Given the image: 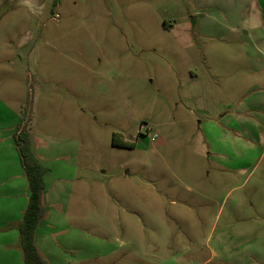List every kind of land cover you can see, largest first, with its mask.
Wrapping results in <instances>:
<instances>
[{
  "label": "rangeland",
  "instance_id": "rangeland-1",
  "mask_svg": "<svg viewBox=\"0 0 264 264\" xmlns=\"http://www.w3.org/2000/svg\"><path fill=\"white\" fill-rule=\"evenodd\" d=\"M22 1L0 0V102L48 161L47 263L263 264L246 4Z\"/></svg>",
  "mask_w": 264,
  "mask_h": 264
},
{
  "label": "crops",
  "instance_id": "crops-1",
  "mask_svg": "<svg viewBox=\"0 0 264 264\" xmlns=\"http://www.w3.org/2000/svg\"><path fill=\"white\" fill-rule=\"evenodd\" d=\"M13 1L21 2V0ZM216 1V5H219L224 0ZM22 2H35L37 4L36 7H40L38 5L40 4V0H23ZM241 2L242 4H246V8L241 10L242 14L241 16L239 14L238 21H235L236 23L234 24L232 23L231 30L240 35L246 45H248L250 50L246 52L248 64L253 71L252 73H255L264 69V0H239V3ZM198 3L202 6L204 1ZM229 17L231 22H233L234 18L237 19V16L234 15H230ZM248 83L250 84L244 91V95H247L248 99L250 97L254 99L257 93L263 94L261 96L264 97V90H261L262 86H260L264 85V75L258 80ZM0 106L5 108L3 111L0 110V264H23L17 225L22 218L23 211L28 202L29 186L14 138V133L19 125L15 124L18 117L13 113L12 109L1 102ZM158 140L162 141L161 138ZM31 149L38 160L47 166L48 161L43 156L44 152L36 148L32 143ZM67 167L70 168L66 164ZM49 175L50 168L48 167L43 177L45 188L41 197L44 208L46 207L47 200L50 203L49 195L45 193ZM66 180L68 181V178ZM50 183L52 184V182ZM49 225L55 226V221L48 215L47 220L44 218L40 220L35 230V245L42 254L47 251L46 241L49 242V238L44 233V229H48Z\"/></svg>",
  "mask_w": 264,
  "mask_h": 264
},
{
  "label": "trees",
  "instance_id": "trees-1",
  "mask_svg": "<svg viewBox=\"0 0 264 264\" xmlns=\"http://www.w3.org/2000/svg\"><path fill=\"white\" fill-rule=\"evenodd\" d=\"M14 138L29 186L28 202L17 225L22 262L23 264H48L34 241L35 230L45 215L41 197L44 190L43 177L48 167L34 155L31 149L30 134L25 123L17 126ZM111 143L117 147L133 148L135 146L134 142L124 141L115 133L112 134Z\"/></svg>",
  "mask_w": 264,
  "mask_h": 264
},
{
  "label": "built area",
  "instance_id": "built-area-1",
  "mask_svg": "<svg viewBox=\"0 0 264 264\" xmlns=\"http://www.w3.org/2000/svg\"><path fill=\"white\" fill-rule=\"evenodd\" d=\"M156 138H157L156 134H153V135L151 136V139H152V140H155Z\"/></svg>",
  "mask_w": 264,
  "mask_h": 264
}]
</instances>
